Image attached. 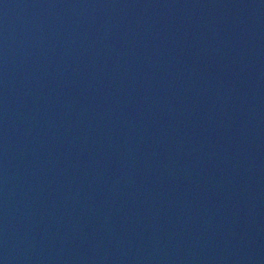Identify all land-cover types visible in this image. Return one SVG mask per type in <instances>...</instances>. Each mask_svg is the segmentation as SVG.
Returning a JSON list of instances; mask_svg holds the SVG:
<instances>
[{
  "label": "water",
  "instance_id": "95a60500",
  "mask_svg": "<svg viewBox=\"0 0 264 264\" xmlns=\"http://www.w3.org/2000/svg\"><path fill=\"white\" fill-rule=\"evenodd\" d=\"M0 264H264V0H0Z\"/></svg>",
  "mask_w": 264,
  "mask_h": 264
}]
</instances>
